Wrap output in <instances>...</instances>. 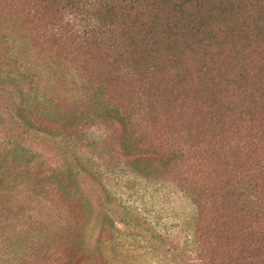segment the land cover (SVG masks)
Instances as JSON below:
<instances>
[{"label": "trees", "instance_id": "1", "mask_svg": "<svg viewBox=\"0 0 264 264\" xmlns=\"http://www.w3.org/2000/svg\"><path fill=\"white\" fill-rule=\"evenodd\" d=\"M5 2L32 33L33 22L49 28L59 56L80 65L99 109L85 146L108 173L151 162L190 199L179 225L189 247L167 250L171 262L264 264V0ZM33 124L62 134L58 123ZM109 133H119L117 147ZM90 260L77 245L16 264ZM94 261L106 264L101 252Z\"/></svg>", "mask_w": 264, "mask_h": 264}, {"label": "rangeland", "instance_id": "2", "mask_svg": "<svg viewBox=\"0 0 264 264\" xmlns=\"http://www.w3.org/2000/svg\"><path fill=\"white\" fill-rule=\"evenodd\" d=\"M25 23L0 0V264L77 245L88 250L87 264H97L98 252L106 264H175L167 250L189 247L179 225L193 213L190 199L151 162L108 173L85 146L98 134L95 91L77 62L59 56L49 28L33 22L32 33ZM37 118L62 134L34 130ZM111 134L117 147L120 135ZM166 228L171 236L162 239Z\"/></svg>", "mask_w": 264, "mask_h": 264}]
</instances>
